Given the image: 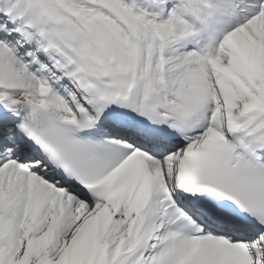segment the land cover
Returning a JSON list of instances; mask_svg holds the SVG:
<instances>
[{
  "label": "snow or ice",
  "instance_id": "1",
  "mask_svg": "<svg viewBox=\"0 0 264 264\" xmlns=\"http://www.w3.org/2000/svg\"><path fill=\"white\" fill-rule=\"evenodd\" d=\"M0 264H264V0H0Z\"/></svg>",
  "mask_w": 264,
  "mask_h": 264
}]
</instances>
